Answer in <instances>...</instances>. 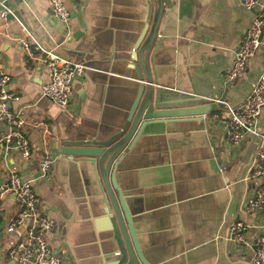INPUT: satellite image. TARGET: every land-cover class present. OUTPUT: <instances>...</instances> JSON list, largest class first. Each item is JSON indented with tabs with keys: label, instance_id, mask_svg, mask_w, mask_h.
I'll use <instances>...</instances> for the list:
<instances>
[{
	"label": "crops",
	"instance_id": "obj_1",
	"mask_svg": "<svg viewBox=\"0 0 264 264\" xmlns=\"http://www.w3.org/2000/svg\"><path fill=\"white\" fill-rule=\"evenodd\" d=\"M3 1L11 11L0 18V66L10 76L9 90L19 94L11 104L38 154L25 159L17 147L7 148L2 137L8 126L0 122V184L11 171L32 179L42 210L55 220L47 237L63 264H107L116 249L108 241L98 170L61 149L67 141L105 139L122 123L144 82L133 53L150 32L157 0H64L67 22L53 14L49 0ZM253 14L240 0L164 1L157 37L147 50L155 90L161 99L174 100L164 106L217 107L197 117L143 122L112 169L151 264H249L252 249L231 241L227 226L236 218L253 225L246 233L251 240L264 221V209H245L259 181L251 171L256 149L264 146V109L259 134L247 133L233 145L216 116L224 105L216 101L241 103L264 68L263 28L243 74L234 81L226 76ZM32 37L85 65L66 106L40 91L48 71L37 58L41 53L23 46ZM40 153L54 159L47 175L39 169ZM19 208L12 195L3 196L0 264H11L6 252L15 236L5 225Z\"/></svg>",
	"mask_w": 264,
	"mask_h": 264
},
{
	"label": "built area",
	"instance_id": "obj_2",
	"mask_svg": "<svg viewBox=\"0 0 264 264\" xmlns=\"http://www.w3.org/2000/svg\"><path fill=\"white\" fill-rule=\"evenodd\" d=\"M240 2L246 9L254 11V14L237 48L233 63L227 70L229 81H234L245 71L249 56L261 43L264 28V3L260 0ZM49 5L56 17L64 22L69 20L70 12L64 0H49ZM10 11L8 5L0 0V18H6ZM30 40H23L24 48L28 51H39L41 54L37 58L48 71V80L40 86L42 95L60 106H66L71 98L74 77L84 71L85 65L59 56L52 49L43 47L33 37ZM9 81L10 76L0 66V122L8 126L2 138L7 148L15 146L22 157L31 159L38 153L22 130L23 116L12 107V101H17L19 94L9 90ZM216 102H222L224 105L223 113L216 116L221 118L226 127L230 144H238L247 133L259 134L257 124L264 109V68L250 94L241 103L231 105L220 99ZM38 161L42 174L47 175L54 159L46 153H40ZM251 172L259 181L253 193L247 197L245 209L253 212L264 209V146L256 149ZM5 194L12 195L20 205L17 213L10 217L5 225V231L15 236L10 240L6 252L10 263L63 264L61 252L52 247L47 237V233L55 226V220L42 210L41 199L32 179L25 178L20 172L11 171L5 182L0 184V206ZM251 226L253 225L247 224L241 218H236L227 226L228 238L252 249L249 264H264V221L256 225V233L249 240L246 233Z\"/></svg>",
	"mask_w": 264,
	"mask_h": 264
},
{
	"label": "water",
	"instance_id": "obj_3",
	"mask_svg": "<svg viewBox=\"0 0 264 264\" xmlns=\"http://www.w3.org/2000/svg\"><path fill=\"white\" fill-rule=\"evenodd\" d=\"M164 1L157 0L158 6L150 32L140 48L133 53V58L139 59L141 73L138 71V78L144 82L139 85L122 123L105 139L67 141L63 142L64 146L61 149L64 154L90 161L98 170L101 187L105 192L103 202L106 205L108 241L116 249L112 254L113 259L107 264H151L139 248L131 213L120 188L114 182L112 169L117 158L128 147L143 122L169 117H197L208 114L217 107L212 102L164 106L165 103H172L174 100L161 99L159 92L155 90L156 77L151 73L147 50L157 37ZM166 2L169 3V0Z\"/></svg>",
	"mask_w": 264,
	"mask_h": 264
},
{
	"label": "trees",
	"instance_id": "obj_4",
	"mask_svg": "<svg viewBox=\"0 0 264 264\" xmlns=\"http://www.w3.org/2000/svg\"><path fill=\"white\" fill-rule=\"evenodd\" d=\"M24 132V131H23ZM25 134V133H24ZM26 136V135H25Z\"/></svg>",
	"mask_w": 264,
	"mask_h": 264
}]
</instances>
